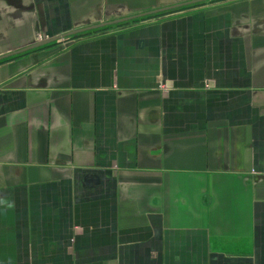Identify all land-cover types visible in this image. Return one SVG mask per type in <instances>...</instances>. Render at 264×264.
Wrapping results in <instances>:
<instances>
[{"label": "crops", "instance_id": "1", "mask_svg": "<svg viewBox=\"0 0 264 264\" xmlns=\"http://www.w3.org/2000/svg\"><path fill=\"white\" fill-rule=\"evenodd\" d=\"M190 1L0 0V56ZM203 3L0 61V264H264V0Z\"/></svg>", "mask_w": 264, "mask_h": 264}, {"label": "water", "instance_id": "2", "mask_svg": "<svg viewBox=\"0 0 264 264\" xmlns=\"http://www.w3.org/2000/svg\"><path fill=\"white\" fill-rule=\"evenodd\" d=\"M203 1H207V0H192L190 2L177 3V4H174V5L161 7V8L152 10V11L138 13V14L132 15V16L121 17V18L114 19V20H111V21H105V22H101V23H98V24L89 25V26H86V27L78 28V29H73L71 31H68V32L62 34V35H57V36L48 38L46 40L27 45V46H25L23 48L17 49V50L12 51V52H9L7 54H4V55L0 56V60L8 58V57H11V56H14V55H17V54H20V53H23V52H26V51H29V50L34 49V48H39V47L45 46V45H47V44H49V43H51L53 41L60 40V38H62V37L79 36V35L84 34L87 31L98 29V28H101V27H104V26L113 25V24H117V23H122V22H126V21H129V20L135 19V18H140V17H144V16H148V15H153V14H157V13H161V12L170 11V10L176 9L178 7H181L183 5H187V4H191V3H197V2H203Z\"/></svg>", "mask_w": 264, "mask_h": 264}, {"label": "trees", "instance_id": "3", "mask_svg": "<svg viewBox=\"0 0 264 264\" xmlns=\"http://www.w3.org/2000/svg\"><path fill=\"white\" fill-rule=\"evenodd\" d=\"M199 4H204L203 2H198V3H194V4H190V5H186V6H182V8L181 9H187V8H191V7H193V6H196V5H199ZM181 9H178L177 11H179V10H181ZM173 10H175V9H173ZM173 10H170V11H173ZM166 12H168L169 13V11H166ZM173 12H175V11H173ZM163 14H166L165 12H161L160 14L159 13H157V14H153V15H149L148 17L147 16H145V17H142L141 19L142 20H146V19H150V18H154V17H160V16H162ZM139 19V18H138ZM124 23V22H123ZM102 29H104V28H102ZM102 29H94V30H91V31H87V32H85L84 34H82V35H79V36H84V35H88V34H91V33H94V32H98L99 30H102ZM48 45V44H47ZM19 55V54H18ZM15 56H17V55H15ZM10 58V57H9ZM5 59H7V58H5ZM2 60H4V59H2ZM1 61V60H0Z\"/></svg>", "mask_w": 264, "mask_h": 264}, {"label": "built area", "instance_id": "4", "mask_svg": "<svg viewBox=\"0 0 264 264\" xmlns=\"http://www.w3.org/2000/svg\"><path fill=\"white\" fill-rule=\"evenodd\" d=\"M46 38H49V35H47V34H40L39 35V39L40 40H43V39H46Z\"/></svg>", "mask_w": 264, "mask_h": 264}]
</instances>
